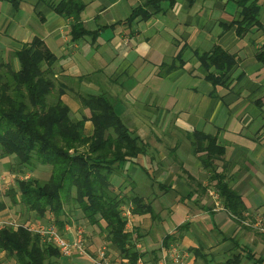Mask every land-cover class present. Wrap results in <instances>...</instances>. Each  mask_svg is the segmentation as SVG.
Returning <instances> with one entry per match:
<instances>
[{
  "label": "crops",
  "instance_id": "1",
  "mask_svg": "<svg viewBox=\"0 0 264 264\" xmlns=\"http://www.w3.org/2000/svg\"><path fill=\"white\" fill-rule=\"evenodd\" d=\"M145 1L80 0L81 11L67 17L53 12L48 2L20 0L14 7L0 1V59L5 62L32 37L39 38L56 59L53 79L70 118L89 116L78 96L103 94L132 135L147 145L146 154L120 162L110 181L119 195L134 194L149 207L132 212L124 227L140 264H264V233L229 216L193 152L194 132L215 136L225 150L217 171L239 193L245 213H264V68L255 58L264 45V0H257L260 29L240 37L235 26L225 28L238 18L234 0H174L169 9L165 4L161 12L146 7L148 17L128 22ZM76 23L84 35H75L71 27ZM215 45L238 58L228 85L208 81L209 70L195 56ZM162 64L175 67L163 71ZM12 66L19 67L15 58ZM84 128L91 132L89 120ZM12 163L11 156L0 159V220L14 217L21 225L35 226L52 217L55 224L51 213L41 218L5 201L3 188L15 190L16 179H38V171L46 172L42 180L49 176V168L39 165L11 172ZM128 205L133 208L122 206ZM12 207L16 210L10 212ZM57 217L63 237L72 241L80 232L88 252L61 254L58 264H93L90 254L104 244L116 263L138 264L121 258L71 200ZM0 261L13 264L1 250Z\"/></svg>",
  "mask_w": 264,
  "mask_h": 264
},
{
  "label": "trees",
  "instance_id": "2",
  "mask_svg": "<svg viewBox=\"0 0 264 264\" xmlns=\"http://www.w3.org/2000/svg\"><path fill=\"white\" fill-rule=\"evenodd\" d=\"M6 1L16 7L20 0ZM36 1L48 2L53 12L66 17L76 16L83 7L80 0ZM234 1L240 6L238 18L225 28L235 26L238 37L252 29H260L257 0ZM162 4L169 9L174 0H146L131 12L127 21L138 16L148 17L146 7L161 12ZM71 28L77 36L86 33L79 23ZM195 56L200 65L209 70L208 81L213 85H228L238 62L234 54L215 45L209 52H195ZM13 58L18 61L17 70L12 66ZM255 58L264 68V45L255 53ZM55 61L37 37L13 51L5 62L0 59V159L11 156L12 169L21 173L38 165L49 168L47 179H16V189L11 188L6 193L12 204L18 203L41 218L53 214L58 231L62 221L57 215L63 203L71 200L89 224L97 225L105 233L109 245L121 258L134 263L138 254L132 234L124 229L126 221L120 207L131 203V213L136 214L149 211V207L140 204L134 194L129 197L119 195L110 181L120 162L146 154L147 145L132 135L114 112L113 102L103 94L78 96L89 116L70 118L68 107L60 100L62 90L56 89L53 79ZM174 67L173 64H162L159 69L170 71ZM161 70L159 74H162ZM86 120L92 127L88 134L84 128ZM193 137V152L215 182L222 207L240 223L245 213L241 197L224 173L217 171L216 162L224 155V148L216 144L213 135L194 132ZM0 250L12 259L13 264H58L56 259L61 255L54 245L43 242L38 234L23 225L16 229L10 226L0 229ZM248 256L254 259L250 251Z\"/></svg>",
  "mask_w": 264,
  "mask_h": 264
},
{
  "label": "built area",
  "instance_id": "3",
  "mask_svg": "<svg viewBox=\"0 0 264 264\" xmlns=\"http://www.w3.org/2000/svg\"><path fill=\"white\" fill-rule=\"evenodd\" d=\"M214 196V195H213ZM121 216L125 219L126 224L129 223V218L131 216V207L128 206H121ZM240 223L244 226L251 228L257 232L263 233L264 232V213H255V214H248L244 213L243 219H240ZM6 226H10L13 229H16L18 226L14 220L6 219L0 220V229ZM24 226V225H23ZM27 230L38 234L40 239L43 242H48L54 245L57 250L62 255H72L74 253L79 255H87L88 252L85 250L83 238L81 233L78 232L75 239L72 241H67L62 233L57 230L52 217H50L46 222L39 223L35 226L29 225L24 226ZM91 260L93 264H120L113 261V258L110 257L108 253L107 247L104 245L100 246L93 254H90ZM180 257L179 253L175 251V259L178 260ZM138 264H140V260H136ZM160 264H164L162 261Z\"/></svg>",
  "mask_w": 264,
  "mask_h": 264
},
{
  "label": "rangeland",
  "instance_id": "4",
  "mask_svg": "<svg viewBox=\"0 0 264 264\" xmlns=\"http://www.w3.org/2000/svg\"><path fill=\"white\" fill-rule=\"evenodd\" d=\"M11 172H17L18 173V171L17 170H15V169H11ZM26 177H27V175H25ZM47 175H46V172L45 171H38L37 172V174H36V177L38 178V179H40V180H42V179H44L45 177H46ZM20 177V176H19ZM17 178V177H16ZM125 182H128L126 179H125ZM10 189V188H9ZM8 186L6 185V187H5V189L3 188V190H4V195H5V197L7 198V199H5V201L8 203V200H9V202H10V195L8 194V193H6L8 190ZM12 205H15V204H12ZM16 208V207H15ZM13 209V207L12 208H9V211L10 212H13L14 210H16V209ZM14 217H8V219H10V220H14L13 219ZM14 221H16V223L17 224H19V225H21L20 223H18V221L17 220H14ZM241 226H244L243 224H241V223H239ZM244 227H247V226H244ZM248 229H251V228H249V227H247ZM252 230V229H251ZM105 245V244H104Z\"/></svg>",
  "mask_w": 264,
  "mask_h": 264
}]
</instances>
